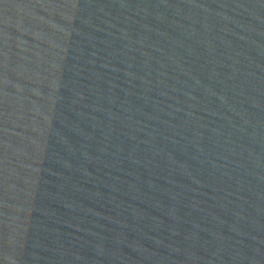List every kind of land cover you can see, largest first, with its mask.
Masks as SVG:
<instances>
[{"label":"water","instance_id":"95a60500","mask_svg":"<svg viewBox=\"0 0 264 264\" xmlns=\"http://www.w3.org/2000/svg\"><path fill=\"white\" fill-rule=\"evenodd\" d=\"M0 264H264V0H0Z\"/></svg>","mask_w":264,"mask_h":264}]
</instances>
